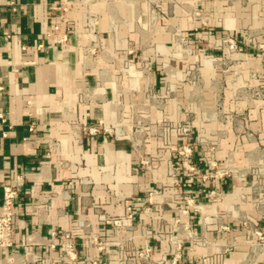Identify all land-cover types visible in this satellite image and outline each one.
I'll list each match as a JSON object with an SVG mask.
<instances>
[{"label": "crops", "instance_id": "0c3cea01", "mask_svg": "<svg viewBox=\"0 0 264 264\" xmlns=\"http://www.w3.org/2000/svg\"><path fill=\"white\" fill-rule=\"evenodd\" d=\"M62 1L0 0V264H65L66 232L77 264H142L146 241L169 264L171 238L180 264H264L243 224L264 234V0ZM129 206L133 228L104 222Z\"/></svg>", "mask_w": 264, "mask_h": 264}, {"label": "built area", "instance_id": "2783aa9c", "mask_svg": "<svg viewBox=\"0 0 264 264\" xmlns=\"http://www.w3.org/2000/svg\"><path fill=\"white\" fill-rule=\"evenodd\" d=\"M70 0H63L62 1V8L64 10H67L68 6L70 5ZM192 15L194 17L203 18L204 17V11L199 8H193L191 11ZM87 24L88 25H94V20L92 16H87ZM222 42L225 44V46L231 51L236 48V44L233 39L230 37L224 38ZM261 47H264L263 44L260 45ZM264 61V58H263ZM129 66L132 65V63H128ZM0 118L2 120L3 117L0 115ZM98 127H89L88 131L89 133L93 134L98 131ZM183 130L186 132L189 130L188 127H183ZM189 150V149H188ZM185 150H180V153H183ZM190 151V150H189ZM146 163L147 161H143ZM17 186L13 183H8L3 185V199H2V207L0 210V249L2 247L10 246L12 243V229H13V216L15 212V199L17 197ZM134 219H135V212L132 209L131 206L127 207V213L126 215L122 217H103V220L105 223L116 227L120 229H128L134 227ZM243 224L248 227V229L256 236L255 241L253 244L257 246L259 249H264V234L263 232L258 229L257 223H252L251 225L248 224L247 221H244ZM183 227L185 232L189 236H192L190 229L187 225L181 224V222L176 219L173 224L172 228L174 231L180 229ZM222 228H226V226L222 225ZM52 236L56 235L55 231L51 232ZM66 240L62 244V250L63 255L65 257V264H77V252L76 248L73 242H71L69 238V233H64L63 235ZM172 242L175 243V250L172 251L170 258L168 259L169 264H180V260L182 258V248H183V242L181 240L173 239L171 238ZM95 244L97 245V248L99 251H102L106 247V242L99 240L97 238H94ZM51 246L53 244L51 243ZM226 250H229L230 247H226ZM137 258L141 261L142 264H164L166 259L164 257L157 258L153 254V247L152 244L146 241L142 248L136 251ZM98 258L94 257L92 259L93 264L98 263ZM46 264H54L51 261H47ZM202 264H207L205 260H203Z\"/></svg>", "mask_w": 264, "mask_h": 264}, {"label": "rangeland", "instance_id": "374dc122", "mask_svg": "<svg viewBox=\"0 0 264 264\" xmlns=\"http://www.w3.org/2000/svg\"><path fill=\"white\" fill-rule=\"evenodd\" d=\"M192 17L195 18L193 15H192ZM188 70H189V77H190L191 83L197 85L198 82L201 80L200 74H199L200 64L198 62L191 61V62H189ZM216 86L217 87L218 86L219 87H223L224 86V82L220 81V83L219 84L217 83ZM220 96L222 98L223 93H221ZM254 97H264V87L262 85V82H260L259 84L255 85V87H254ZM210 147L212 149L213 147H215V145L211 144Z\"/></svg>", "mask_w": 264, "mask_h": 264}]
</instances>
